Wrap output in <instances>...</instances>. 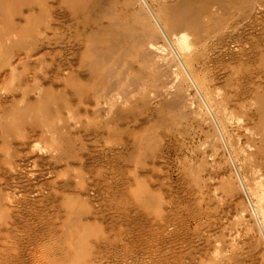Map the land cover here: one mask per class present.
<instances>
[{
  "label": "rangeland",
  "instance_id": "1",
  "mask_svg": "<svg viewBox=\"0 0 264 264\" xmlns=\"http://www.w3.org/2000/svg\"><path fill=\"white\" fill-rule=\"evenodd\" d=\"M177 1L0 0V264H264V0Z\"/></svg>",
  "mask_w": 264,
  "mask_h": 264
},
{
  "label": "bare ground",
  "instance_id": "2",
  "mask_svg": "<svg viewBox=\"0 0 264 264\" xmlns=\"http://www.w3.org/2000/svg\"><path fill=\"white\" fill-rule=\"evenodd\" d=\"M194 6L195 5L192 4L191 0H178L175 4L169 6L168 8L162 9V11H165L168 14L167 25L174 30L173 35L180 37H187L185 30L187 28L195 26L198 16H197V9L195 8L197 7V5L195 7ZM146 35L149 38H153L155 36V33L148 31ZM175 48H177V50H183V48H185L184 41L183 42L178 41L176 43ZM222 116L223 115H221V117ZM254 196H256L257 198L258 196L257 193H254Z\"/></svg>",
  "mask_w": 264,
  "mask_h": 264
}]
</instances>
